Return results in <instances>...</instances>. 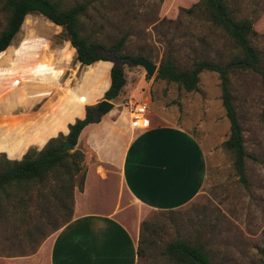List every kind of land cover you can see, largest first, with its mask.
Returning <instances> with one entry per match:
<instances>
[{"label":"rangeland","instance_id":"1","mask_svg":"<svg viewBox=\"0 0 264 264\" xmlns=\"http://www.w3.org/2000/svg\"><path fill=\"white\" fill-rule=\"evenodd\" d=\"M226 1L237 18L247 16L256 21L264 9V0ZM60 2L64 6L85 3L82 31L104 43L106 49L102 53L110 64L121 63L119 56H136L140 52L158 66L161 57L169 53L180 67H188L195 58L224 61L236 51L231 38L208 19L201 6L187 12L181 8L186 6H179L173 0ZM6 15L0 1V29ZM123 35L125 40L119 53L110 44ZM250 37L264 54V30H257ZM6 49L0 54V109L2 99L10 97L18 104H14L11 112L34 111L38 105L34 86L40 87V95L44 92L52 95L54 89L64 90L68 83H84L88 85L89 96L84 92L80 96L89 100L99 94L97 99L103 98L100 90L105 84L106 68L88 69V65H79L66 33L42 14H26ZM122 65L125 88L111 99L117 112L130 118L129 100L144 101L148 111L167 114L200 138L206 154L204 180L189 202L175 209H150L143 216V254L138 256L137 264H178L163 252L165 243L176 237L204 244L215 264H264V81L261 73L254 69H236L230 74L232 100L243 128L244 146L254 156L245 158L247 181L243 182L233 166L232 152L223 145L229 134V120L221 102L217 72L202 70L198 89L188 91L174 81L156 77L157 70L148 74L141 65L127 61ZM85 72L86 82L84 76L81 79ZM14 118L0 126V148H5L8 155H17L29 141L42 142L47 136L41 134L33 117ZM103 122L89 123L85 129H97ZM36 191L34 188L33 197L26 203L13 198L0 206V256L29 254L62 225L60 214L48 217L54 206L44 204Z\"/></svg>","mask_w":264,"mask_h":264},{"label":"crops","instance_id":"2","mask_svg":"<svg viewBox=\"0 0 264 264\" xmlns=\"http://www.w3.org/2000/svg\"><path fill=\"white\" fill-rule=\"evenodd\" d=\"M173 1L187 7L198 0ZM261 21L264 9L253 21L254 29L264 30ZM86 65L88 69L106 68L102 94L109 85L112 64L99 59ZM83 76L86 82V72L81 79ZM93 81L98 82L97 77ZM63 89H54V94L48 96L46 92L40 95V87L34 86L38 105L32 112H11L18 104L10 97L3 98L0 126L17 116L33 117L41 134L47 136L42 142L29 141L17 155H8L5 148H0V152L15 158L29 145L41 147L59 131L66 134L68 123L84 116L85 104L100 100L99 94L89 100L80 96L83 92L89 96L84 83H68ZM165 115L148 111V125L137 127L132 117H123L114 104L100 119L89 122L104 121L102 126L85 129L86 124L76 143L85 153L86 170L83 189L74 191L72 217L51 238H44L33 252L0 256V264H137L145 213L186 204L198 193L206 174V154L200 138Z\"/></svg>","mask_w":264,"mask_h":264},{"label":"trees","instance_id":"3","mask_svg":"<svg viewBox=\"0 0 264 264\" xmlns=\"http://www.w3.org/2000/svg\"><path fill=\"white\" fill-rule=\"evenodd\" d=\"M0 1L3 9L7 11L5 24L0 29V54L7 50L25 15L38 12L63 29L74 50L75 59L81 65L108 59L102 53L106 49L104 43L82 31L81 16L86 9L84 2L64 6L60 0ZM198 6L202 7L214 25L220 27L231 38L236 51L224 61L207 57L195 58L188 67H180L173 56L167 53L161 57L155 76L174 81L189 91L198 89L199 74L202 70L217 72L221 102L229 120V134L223 140V145L232 152L235 171L239 178L246 182L245 158L254 156L244 146L243 128L232 100L230 74L236 69H254L261 73L264 81V54L252 43L250 36L257 34V30L253 27L251 17H235L226 0H198L181 8L191 12ZM124 40L123 35L111 43L110 48H115L121 53ZM109 73L110 81L103 92V97L114 99L126 83L124 66L122 63L114 62ZM95 106L96 103L85 104L84 116L76 117L73 122H69L66 134L59 131L56 135L50 136L39 148L30 145L20 157L15 158L8 157L4 151L0 152V206L5 201H12L13 198L26 203L33 197L35 188L36 194L44 204L54 206L48 217L55 213L60 214L61 224L72 217L74 191L76 188L83 189L86 170L85 153L76 147V143L82 128L92 121ZM66 140L71 144V148L63 150L61 145ZM141 227L139 255L143 254ZM163 252L178 264H215L204 244L186 238L176 237L167 241Z\"/></svg>","mask_w":264,"mask_h":264},{"label":"water","instance_id":"4","mask_svg":"<svg viewBox=\"0 0 264 264\" xmlns=\"http://www.w3.org/2000/svg\"><path fill=\"white\" fill-rule=\"evenodd\" d=\"M119 58H122L121 63H123L124 61H127L131 64H138V65L143 66V68L148 74H153L157 70V67H158L155 62H152L148 57L142 54H139L136 56L122 55V56H119ZM114 104H115L114 101H112L111 99H107L105 97L98 100L96 102L92 120H97L101 115L108 112L114 106ZM61 148L63 150L70 149L71 144L69 143V141L66 140L61 145Z\"/></svg>","mask_w":264,"mask_h":264},{"label":"built area","instance_id":"5","mask_svg":"<svg viewBox=\"0 0 264 264\" xmlns=\"http://www.w3.org/2000/svg\"><path fill=\"white\" fill-rule=\"evenodd\" d=\"M129 103L131 105L132 123L137 127L147 126L149 119L147 116L148 107L146 102L129 100Z\"/></svg>","mask_w":264,"mask_h":264}]
</instances>
